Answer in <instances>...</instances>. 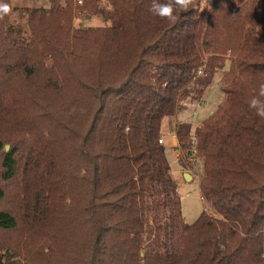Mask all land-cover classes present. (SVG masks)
<instances>
[{
  "label": "trees",
  "instance_id": "16d2710c",
  "mask_svg": "<svg viewBox=\"0 0 264 264\" xmlns=\"http://www.w3.org/2000/svg\"><path fill=\"white\" fill-rule=\"evenodd\" d=\"M48 1L0 19V178L18 199L0 231L37 241L1 237L25 251L6 264H264V119L248 106L264 0H195L175 24L152 0ZM83 11L102 25H74ZM215 75L224 100L192 129L177 115ZM165 128L201 162L214 215L184 221Z\"/></svg>",
  "mask_w": 264,
  "mask_h": 264
},
{
  "label": "rangeland",
  "instance_id": "374dc122",
  "mask_svg": "<svg viewBox=\"0 0 264 264\" xmlns=\"http://www.w3.org/2000/svg\"><path fill=\"white\" fill-rule=\"evenodd\" d=\"M205 1L206 0H201V4H204ZM9 2L12 7V14L9 16V20L13 24H24L30 9L35 7H47L49 4L48 0H9ZM78 3H81V0H78ZM85 13V11L78 12V17L74 18V25H102L103 21L98 15L90 17L89 14ZM86 15H89V17ZM220 77V75L214 76L213 81L205 88L201 97V101L189 100L185 102L184 108L181 109L180 113L177 115V119L179 121L188 122L191 125V128L194 129L195 127L201 125L202 121L208 117L209 114L213 112L220 103H222L225 94L220 86ZM165 127L167 126L165 125ZM164 131L166 134L163 137V144L165 145V151L167 153V160L170 164L171 174L180 195L181 212L184 221L191 223L196 220L203 212H206L209 215H214V212L211 210V208L204 203L200 193L199 173L200 170H202L201 162L194 154H191L189 157H187L186 150L181 148L177 137L175 135H168L170 132L169 128H165ZM171 136L175 138V140L172 142ZM5 145H7L9 149V143L5 141ZM2 153L3 151H0V172L2 169ZM190 158L192 161H190ZM185 172L191 176V179L185 178ZM18 178L19 174L15 176L16 180H18ZM12 185L13 180L8 181L0 178V187L6 194L4 197L0 198V209L5 208L14 212L18 209V199L16 194L8 195L12 190ZM25 229V226L20 225L19 228L9 232L0 231V239L1 237L6 239L18 237L22 241H28L30 243L28 247L33 248V245L36 241V236L30 233L27 239H25L26 235L22 234L21 232ZM73 232L77 234V237L80 236V233L77 229ZM75 237L76 236L71 235V242ZM3 245H1L0 241V264H6L4 259L5 255L8 253L12 255H15L17 252L25 253V251H20L13 247L4 250ZM60 261L61 257H59V262Z\"/></svg>",
  "mask_w": 264,
  "mask_h": 264
},
{
  "label": "clouds",
  "instance_id": "9594fccd",
  "mask_svg": "<svg viewBox=\"0 0 264 264\" xmlns=\"http://www.w3.org/2000/svg\"><path fill=\"white\" fill-rule=\"evenodd\" d=\"M190 9H197L195 0H164V2H161V0H152L148 10L153 16L175 24L178 22L177 11L188 12ZM199 10L203 11L202 8ZM11 14L12 7L8 3H4L3 0H0V19ZM202 72V68L194 70L196 76H200ZM262 98H264V83L259 85L258 92L251 97L248 104L256 116L264 119V99ZM126 131H130V128L126 129Z\"/></svg>",
  "mask_w": 264,
  "mask_h": 264
},
{
  "label": "water",
  "instance_id": "95a60500",
  "mask_svg": "<svg viewBox=\"0 0 264 264\" xmlns=\"http://www.w3.org/2000/svg\"><path fill=\"white\" fill-rule=\"evenodd\" d=\"M6 149H8V146L6 145ZM184 176L186 179H191V176L188 173H184Z\"/></svg>",
  "mask_w": 264,
  "mask_h": 264
},
{
  "label": "built area",
  "instance_id": "2783aa9c",
  "mask_svg": "<svg viewBox=\"0 0 264 264\" xmlns=\"http://www.w3.org/2000/svg\"><path fill=\"white\" fill-rule=\"evenodd\" d=\"M163 140H164L163 138H160V139H159V142L164 143Z\"/></svg>",
  "mask_w": 264,
  "mask_h": 264
},
{
  "label": "crops",
  "instance_id": "0c3cea01",
  "mask_svg": "<svg viewBox=\"0 0 264 264\" xmlns=\"http://www.w3.org/2000/svg\"><path fill=\"white\" fill-rule=\"evenodd\" d=\"M174 140H175V138L173 136H171V142L174 141Z\"/></svg>",
  "mask_w": 264,
  "mask_h": 264
}]
</instances>
